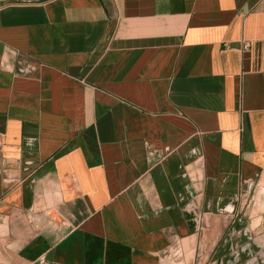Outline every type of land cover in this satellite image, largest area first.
I'll list each match as a JSON object with an SVG mask.
<instances>
[{
  "label": "crops",
  "instance_id": "0c3cea01",
  "mask_svg": "<svg viewBox=\"0 0 264 264\" xmlns=\"http://www.w3.org/2000/svg\"><path fill=\"white\" fill-rule=\"evenodd\" d=\"M173 263L264 264V0H0V264Z\"/></svg>",
  "mask_w": 264,
  "mask_h": 264
},
{
  "label": "built area",
  "instance_id": "2783aa9c",
  "mask_svg": "<svg viewBox=\"0 0 264 264\" xmlns=\"http://www.w3.org/2000/svg\"><path fill=\"white\" fill-rule=\"evenodd\" d=\"M248 47H249V44H248L247 42H243V43H242L241 50H242V51H245Z\"/></svg>",
  "mask_w": 264,
  "mask_h": 264
},
{
  "label": "rangeland",
  "instance_id": "374dc122",
  "mask_svg": "<svg viewBox=\"0 0 264 264\" xmlns=\"http://www.w3.org/2000/svg\"><path fill=\"white\" fill-rule=\"evenodd\" d=\"M179 258L178 254H176L175 259ZM177 261V260H176ZM175 262V261H174ZM174 264V263H173Z\"/></svg>",
  "mask_w": 264,
  "mask_h": 264
}]
</instances>
